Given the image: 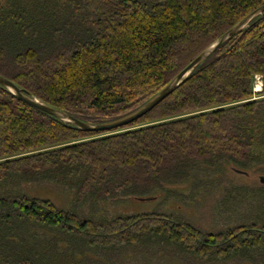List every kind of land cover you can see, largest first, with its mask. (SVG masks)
Here are the masks:
<instances>
[{
    "label": "trees",
    "instance_id": "16d2710c",
    "mask_svg": "<svg viewBox=\"0 0 264 264\" xmlns=\"http://www.w3.org/2000/svg\"><path fill=\"white\" fill-rule=\"evenodd\" d=\"M263 4L0 0V76L79 121H114L154 98ZM206 166L264 173V13L149 113L110 132L83 131L0 84V264H111L134 251L160 262L165 251L199 264H264L261 183L233 187L252 193L248 216L216 231H201L167 210L83 212L85 205L93 211L100 202L130 199L165 204ZM41 182L72 192V202L60 207L21 188Z\"/></svg>",
    "mask_w": 264,
    "mask_h": 264
},
{
    "label": "rangeland",
    "instance_id": "374dc122",
    "mask_svg": "<svg viewBox=\"0 0 264 264\" xmlns=\"http://www.w3.org/2000/svg\"><path fill=\"white\" fill-rule=\"evenodd\" d=\"M254 91L259 92L262 89V83L259 77L254 80ZM259 85V89L255 87ZM107 123V122H106ZM206 170H199V178L190 183L184 184L180 188L185 193L182 196L171 198L162 204L157 198L153 201L138 202L135 199L125 200L121 203L115 202H100L99 206L93 211H90V206L85 205L82 209L87 215H105L106 217H113L116 215L136 214L142 212H149L151 210H167L175 212L174 214L186 219L188 223L196 226L201 231H216L241 223V217L248 216V209L254 199L250 194L243 192H233V187L243 186L248 188L260 187L259 178L264 176L260 170L249 169L247 174H240L233 170H224L221 167H205ZM199 179V180H198ZM194 182V183H193ZM193 185V189L190 187ZM24 192L32 196L51 197L60 207H66L72 202V192L63 189L62 187L49 184L38 183L34 185L23 184L21 187ZM250 189V190H251ZM254 190V189H253ZM230 193L228 197L227 194ZM162 196L166 195V191L160 192ZM160 194L158 196H160ZM259 197V195H257ZM237 200L234 202L233 198ZM222 198H228L226 203L220 201ZM239 199L242 202H239ZM227 207V208H225ZM231 207V208H230ZM93 212V213H92ZM246 221V220H245ZM137 251L133 252L131 258L123 261H118V257L111 259V264H199L195 260L177 257L169 253L162 252L160 261L155 259H141L137 256ZM125 259V258H124ZM215 264H249L241 260H233L229 263H215Z\"/></svg>",
    "mask_w": 264,
    "mask_h": 264
},
{
    "label": "water",
    "instance_id": "95a60500",
    "mask_svg": "<svg viewBox=\"0 0 264 264\" xmlns=\"http://www.w3.org/2000/svg\"><path fill=\"white\" fill-rule=\"evenodd\" d=\"M264 13V4L260 6L258 9L253 11L251 14L246 16L243 20L237 23L234 27L228 30L225 34L219 37L211 46H209L206 50H204L199 56H197L193 61H191L179 74L173 79V81L167 85L162 91H160L154 98L144 104L142 107L138 108L134 112L121 117L117 120L110 121L102 124H88L82 121L77 120L73 116L68 113L53 109L49 106H46L35 99H31L30 97L24 95L21 90L13 84L11 81L0 76V84L7 88L11 93L16 95L20 100L30 105L31 107L40 110L46 114H49L59 120L72 123L79 129L86 132H94V133H102V132H110L119 128H123L145 114L149 113L152 109H154L159 103H161L164 99H166L179 85L180 83L191 73L193 69H195L198 65H200L204 60H206L209 56L215 53L224 43H226L230 38L234 37L240 31H242L250 21L256 18L259 15ZM240 174H246L245 172L236 171ZM259 181L261 184H264V177H260Z\"/></svg>",
    "mask_w": 264,
    "mask_h": 264
},
{
    "label": "bare ground",
    "instance_id": "6f19581e",
    "mask_svg": "<svg viewBox=\"0 0 264 264\" xmlns=\"http://www.w3.org/2000/svg\"><path fill=\"white\" fill-rule=\"evenodd\" d=\"M255 89H256V91H257V89H259V85H257V86L255 87Z\"/></svg>",
    "mask_w": 264,
    "mask_h": 264
}]
</instances>
